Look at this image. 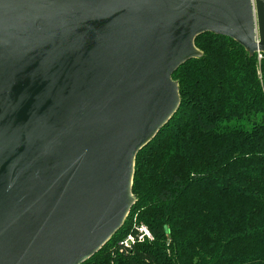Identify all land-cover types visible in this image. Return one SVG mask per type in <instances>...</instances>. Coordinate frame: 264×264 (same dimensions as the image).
Returning a JSON list of instances; mask_svg holds the SVG:
<instances>
[{"label": "water", "instance_id": "water-1", "mask_svg": "<svg viewBox=\"0 0 264 264\" xmlns=\"http://www.w3.org/2000/svg\"><path fill=\"white\" fill-rule=\"evenodd\" d=\"M205 33L264 54V0H0V264H82L122 227Z\"/></svg>", "mask_w": 264, "mask_h": 264}, {"label": "trees", "instance_id": "trees-1", "mask_svg": "<svg viewBox=\"0 0 264 264\" xmlns=\"http://www.w3.org/2000/svg\"><path fill=\"white\" fill-rule=\"evenodd\" d=\"M180 105L136 155L122 227L82 264H264V54L205 33ZM152 238L136 235L133 218Z\"/></svg>", "mask_w": 264, "mask_h": 264}, {"label": "built area", "instance_id": "built-area-1", "mask_svg": "<svg viewBox=\"0 0 264 264\" xmlns=\"http://www.w3.org/2000/svg\"><path fill=\"white\" fill-rule=\"evenodd\" d=\"M258 58L261 57L260 54H257ZM136 235L128 234L122 241L121 245L130 246L131 244L135 243L136 241L140 242L145 239H151L152 236L148 230V228L144 224H138L135 226Z\"/></svg>", "mask_w": 264, "mask_h": 264}, {"label": "rangeland", "instance_id": "rangeland-1", "mask_svg": "<svg viewBox=\"0 0 264 264\" xmlns=\"http://www.w3.org/2000/svg\"><path fill=\"white\" fill-rule=\"evenodd\" d=\"M135 218H136V217L134 216V218H133V223H132L133 225H134V223H136V224L138 223L137 221L135 222ZM137 225H138V224H137ZM137 225H136V226H137Z\"/></svg>", "mask_w": 264, "mask_h": 264}]
</instances>
